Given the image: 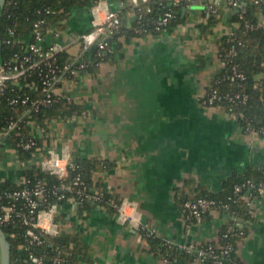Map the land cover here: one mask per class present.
Masks as SVG:
<instances>
[{
  "label": "crops",
  "instance_id": "1",
  "mask_svg": "<svg viewBox=\"0 0 264 264\" xmlns=\"http://www.w3.org/2000/svg\"><path fill=\"white\" fill-rule=\"evenodd\" d=\"M123 1L102 4L117 9ZM233 13L223 4L206 20L193 4L182 21L162 31L121 33L100 64L60 82L58 92L82 110L31 123L32 133L43 138L41 152L21 160L12 145L1 144L0 180L18 182L25 168L40 165L51 152L100 158L110 166L96 170L94 181L118 200L134 203L156 235L175 243L216 240L232 212L212 207L202 221L189 223L178 189L191 179L193 191L220 192L233 175L255 167L264 171V136L245 130L227 105L203 101L222 69L219 47L234 26ZM93 17L92 6L72 8L56 40L75 53L74 39ZM246 197L249 217L238 219L246 233L236 253L243 264H264V194ZM77 206H65L63 227L81 234L96 264H211L188 256L167 262L143 228L122 219L115 207Z\"/></svg>",
  "mask_w": 264,
  "mask_h": 264
},
{
  "label": "trees",
  "instance_id": "2",
  "mask_svg": "<svg viewBox=\"0 0 264 264\" xmlns=\"http://www.w3.org/2000/svg\"><path fill=\"white\" fill-rule=\"evenodd\" d=\"M98 0H6L4 6L0 11V35L1 38H5L8 34V29L15 30L16 35L10 42H2V55L4 60L10 61L16 54H21L27 49V41L32 37L35 23L38 20L44 19L46 24L53 25L58 29L64 25V20L67 14L76 6H93ZM205 0H199L197 3L200 5L202 11ZM153 9L147 11L143 6L141 7L142 26L146 30L153 32H159L167 27H171L178 22L182 21V5H169L167 3H157L151 1ZM193 5V4H192ZM246 17L253 27L245 29L244 26H240L234 30L241 40L242 44L239 45V53L236 60L239 62L241 68L246 73V78L243 80L233 79L229 64L226 62V49L229 45L227 41L228 34H225L222 38V42L219 47V56L223 62L222 69L213 77L207 93L216 87L219 92L226 91H240L248 93V99L245 105L239 106L237 103H232L228 100H219L215 104L227 105L233 113L238 117L243 128L247 131H257L261 135L264 134V23L258 25L259 14L264 15V3L247 2L245 4ZM172 9L174 16L170 18L168 23L164 25L161 30L154 28L155 21L164 13L165 10ZM233 19H239L237 12L233 13ZM45 24V25H46ZM44 27V25H42ZM121 33H127L128 35L140 34L132 28H122L119 31L114 32L108 37L109 46L106 51L97 53L94 50H88L86 56L91 58L92 62L89 65V69L92 66H96V61L102 62L109 54L114 52L113 44L116 42L118 36ZM74 53L69 52L67 49L59 52L54 58L53 62L57 64H63L70 60ZM263 74V75H261ZM32 81H35V85H32ZM18 93H29L32 97L43 96L41 89V82L38 74L28 77L24 80V85H9L6 91L0 95V129L12 120L18 119L23 135H17L14 132L7 134L1 144L9 143L12 145L18 153L21 160H27L33 158L37 153L43 150V138L37 137L32 133L31 123L44 124L45 120L53 117L65 116L74 112L81 111V106L77 103L69 100L63 94L56 95L50 104L42 105L38 110H34L30 101L18 103H10L9 99L16 96ZM206 93V94H207ZM32 113L28 116V111ZM238 110H243L244 114L239 115ZM33 137L36 141L34 145L29 148L23 147L22 140ZM76 167L70 169L69 175L65 178L66 181H71L73 177L80 174L84 180L86 190L95 191L102 190L104 196L99 201H92L85 198L78 203L77 210L83 211L90 209L96 204H109L112 207L111 199L118 200L114 195L107 192L101 185L100 181H94L93 173L96 170H103L109 167V163L105 160L96 157H84V158H72ZM248 178H252L256 181L264 180V171L258 168H251L244 174H236L225 180L223 189L220 192H211L204 188L193 191L191 179H187L184 185L178 189V193L181 195L182 203L187 199H194L200 195H209L216 198H222L231 202V209L233 220L228 224H225L219 233V237L216 240L208 241L198 244L202 248H207L212 244L217 249H220L228 241L233 243V249L230 256L224 257L225 263L231 264H243L237 253L236 247L238 240H240L246 233L244 225H240L239 218H248V206L249 198L240 196V194L234 193V184L242 182ZM30 179L31 181H28ZM38 179H42L47 187H53L61 182L58 175L50 173L45 170L41 165H33L32 167L25 168L21 179L18 182L9 180H0V191L10 190L22 187L27 184H32ZM67 197L74 194L73 191L66 192ZM232 196V198H228ZM51 199H55V196H50ZM64 204H67L63 200ZM218 208V207H217ZM65 212H61L57 215V219L60 221L65 219ZM1 228L5 232L10 243V254L12 263L28 264L27 251L25 249L18 248L20 242H23L22 226L19 224L9 223L2 225ZM231 230L232 235L224 236V233ZM15 231L16 235L12 236L11 233ZM145 236L151 241L153 247L160 252L163 256H168L171 261H174L177 256H188L192 259H196L197 253L195 251H186L179 248L175 243H166L165 239L155 233H147L143 230ZM46 238L52 242V247H35L34 249L40 252L49 251L53 254L57 251V248L66 257V261L63 264H96L94 257L91 254L90 246L85 243L82 236L77 231H70L64 227L56 235L45 234ZM203 261L211 263V259H204Z\"/></svg>",
  "mask_w": 264,
  "mask_h": 264
},
{
  "label": "built area",
  "instance_id": "3",
  "mask_svg": "<svg viewBox=\"0 0 264 264\" xmlns=\"http://www.w3.org/2000/svg\"><path fill=\"white\" fill-rule=\"evenodd\" d=\"M151 1L157 3H167L169 5L190 6L199 0H125L123 6L117 9H109L102 4V0H98L93 6L94 17L90 27L77 35L74 40L79 42L78 50L72 55L70 60L63 64L53 62V58L61 51L67 49V43L56 40L60 34V30L50 24H46L44 19L35 23L32 37L27 41V49L21 54H16L12 60H4L0 64V95L3 94L9 85H24V80L28 77L38 74L41 82L43 96L32 97L29 93L20 94L9 99L10 103H18L19 101H30L34 110H38L42 105L50 104L56 95H59L58 86L60 82L66 78H74L80 76L83 72L89 70L91 58L86 56L88 50L96 45L97 53H102L109 46L108 37L122 28H132L138 33L151 32L142 26L143 13L141 7H145L147 11L153 9ZM202 9V16L206 20L212 19L218 12L221 5H226L234 12L239 14V19L234 20V26L229 31L227 41L229 45L226 49V62L229 64L230 72L233 79L243 80L246 78L245 71L241 68L236 57L239 53V45L242 40L235 35L234 30L240 26L250 29L254 25L246 17V8L243 1L253 3H264V0H205ZM237 9V10H236ZM172 9H167L155 21L154 28L161 30L168 23L170 18L174 16ZM264 23V15L259 14L258 25ZM46 24V25H45ZM44 25V27L42 26ZM8 35L1 38L2 42H10L15 37L14 29H8ZM96 61L95 64H100ZM35 85V81H32ZM228 100L237 103L239 106L246 104L248 93L240 91L219 92L213 87L209 93L205 94L203 101L206 104H215L219 100ZM28 111V116L32 113ZM239 115H243V110H238ZM14 132L17 135H23L18 119L12 120L0 129V146L4 137ZM264 136V134H263ZM36 143L33 137L22 140L21 144L25 148H29ZM40 165L50 173L58 175L61 179L60 184L53 187H47L42 179H38L32 184H27L19 188L0 191V227L9 223L19 224L22 226L23 242H20L18 248L27 251L28 264H63L66 257L57 248L53 254L47 255L49 251L40 252L35 247H52L45 234L56 235L63 228L62 222L57 219V215L64 211L65 206L70 202H79L88 198L92 201H99L103 198L102 190L88 191L84 185V180L80 174L73 177L71 181L65 178L69 175L70 169L76 167L72 157L67 152L57 153L51 152L46 155ZM28 181H31L28 179ZM234 193L240 196H250L254 194H264V180L256 181L248 178L242 182L234 184ZM73 191L74 194L67 197L66 192ZM54 195L55 199L50 196ZM228 198H232L229 196ZM63 200L67 204L63 203ZM111 203L117 209L118 215L128 220L138 228H143L147 233H155L154 229L145 226L141 220V216L136 209L134 203L123 200H113ZM212 207H218L232 212L231 202L222 198H216L209 195H200L194 199H187L183 202L182 208L185 218L189 223H197L202 221L204 213ZM233 232L228 229L224 236H230ZM12 236L16 232L11 233ZM166 243L173 244L175 242L165 239ZM179 248L186 251H195L196 259L203 261L211 259V264H225L224 257L230 256L233 249V243L228 241L220 249L210 244L207 248H202L195 243H175ZM164 260L171 261L168 256H163ZM11 264H17V262Z\"/></svg>",
  "mask_w": 264,
  "mask_h": 264
},
{
  "label": "water",
  "instance_id": "4",
  "mask_svg": "<svg viewBox=\"0 0 264 264\" xmlns=\"http://www.w3.org/2000/svg\"><path fill=\"white\" fill-rule=\"evenodd\" d=\"M6 0H1L0 3V11L2 7L4 6ZM243 4H247V1H243ZM186 10V6H183L182 12ZM237 10V9H236ZM92 50L96 49V45H93L91 47ZM3 62V55H2V39L0 35V64ZM263 75V74H261ZM0 264H11V254H10V243L9 240L3 231V229L0 227Z\"/></svg>",
  "mask_w": 264,
  "mask_h": 264
},
{
  "label": "rangeland",
  "instance_id": "5",
  "mask_svg": "<svg viewBox=\"0 0 264 264\" xmlns=\"http://www.w3.org/2000/svg\"><path fill=\"white\" fill-rule=\"evenodd\" d=\"M0 3H1V0H0ZM61 222H62L63 225H67L68 224V221H66V219H62Z\"/></svg>",
  "mask_w": 264,
  "mask_h": 264
}]
</instances>
